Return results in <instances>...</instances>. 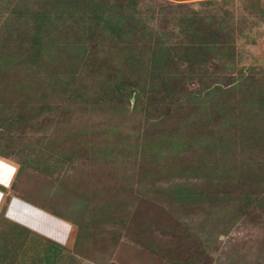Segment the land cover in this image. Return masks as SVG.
<instances>
[{
    "label": "rangeland",
    "instance_id": "rangeland-1",
    "mask_svg": "<svg viewBox=\"0 0 264 264\" xmlns=\"http://www.w3.org/2000/svg\"><path fill=\"white\" fill-rule=\"evenodd\" d=\"M105 4L117 27L84 4L52 56L0 44V161L17 171L0 264H264V0ZM167 44L170 73L152 61ZM12 195L66 222L64 243L47 221L22 230Z\"/></svg>",
    "mask_w": 264,
    "mask_h": 264
},
{
    "label": "trees",
    "instance_id": "trees-1",
    "mask_svg": "<svg viewBox=\"0 0 264 264\" xmlns=\"http://www.w3.org/2000/svg\"><path fill=\"white\" fill-rule=\"evenodd\" d=\"M108 2V0H105ZM104 0H0V44H7L10 41L16 40L17 42L27 40L29 48L33 51L36 56L41 58L42 52L48 53L47 56L51 53L53 54L56 51L57 45H59V41H62V36H64L65 28L63 25H68L69 23H73L74 19L78 20L76 17L79 11L84 10V4L91 5V13L98 14L100 12V19L97 22L102 23L103 18L101 15H104L106 20L110 19L109 27L113 28V26L117 27V19L113 13L111 17L105 11V7H113V3H106ZM120 7V6H119ZM133 7V6H132ZM121 8V7H120ZM124 11V10H122ZM121 19H127V16L124 13L120 16ZM153 20V17H149ZM143 19V18H142ZM76 20V21H77ZM150 20V21H151ZM96 22V23H97ZM108 22V21H106ZM105 22V23H106ZM99 23V24H100ZM185 25V31H189L190 25L188 21L183 22ZM107 25V24H106ZM148 23L143 21L142 27L147 28ZM68 37L64 40L65 42H69L74 40L75 36L71 33H67ZM154 34L151 32L149 36H153ZM156 36V35H154ZM162 39H166V36H162ZM160 40V38L158 39ZM161 42H159V45ZM185 45L190 49H193L195 52L194 42H187ZM212 50V48H211ZM198 61H190V59H184L187 64L193 63L192 65H188L189 67H201L202 63L205 64L206 56L205 50L203 46H201L198 50ZM54 55V54H53ZM172 54H170V45H162L159 48L156 45L154 53L152 54L153 63H155L158 67H161L167 72L173 68V60ZM43 58V57H42ZM156 58H158V63H156ZM154 64V65H155ZM154 70V69H152ZM180 72L176 71L174 74H179ZM173 75V74H172ZM20 228L24 231L31 232L26 227L20 225ZM32 234V233H31Z\"/></svg>",
    "mask_w": 264,
    "mask_h": 264
},
{
    "label": "crops",
    "instance_id": "crops-1",
    "mask_svg": "<svg viewBox=\"0 0 264 264\" xmlns=\"http://www.w3.org/2000/svg\"><path fill=\"white\" fill-rule=\"evenodd\" d=\"M6 164L7 163H1L0 161V211L2 210L4 204H6L7 197H8L7 193L3 191V189L4 188L10 189L12 187V183L14 181V178L17 172L14 166L6 165ZM14 206H17L20 209H22L23 207L26 208L24 209L25 211L23 212L27 214L26 215L27 217H19L20 218L19 222L22 223L21 224L22 226L29 229L33 227V224H34V227H36L38 226L37 225L38 223L41 224L47 221L46 227L42 226V229L39 230L38 232H41L47 235V237H50L52 240H55L56 242H59V243L63 242L62 239L63 240L66 239L64 235H66V233L69 232L68 228L66 229L67 223L61 220L60 218H58V216L55 215L54 213L52 212L49 213L30 203L23 202L18 197L12 195V197H10L9 199V203L7 204V208H6L7 216L10 215L11 213L10 211ZM8 218L13 220L12 217H8ZM36 218L39 220H36ZM19 222H17V224H19ZM52 222L57 225L55 229L50 228V226L52 225Z\"/></svg>",
    "mask_w": 264,
    "mask_h": 264
}]
</instances>
